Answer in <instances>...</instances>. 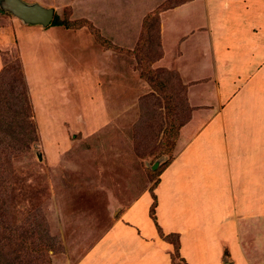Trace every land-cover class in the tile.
<instances>
[{
	"label": "rangeland",
	"instance_id": "obj_1",
	"mask_svg": "<svg viewBox=\"0 0 264 264\" xmlns=\"http://www.w3.org/2000/svg\"><path fill=\"white\" fill-rule=\"evenodd\" d=\"M21 1L52 8L62 20L73 22L70 28L51 23L42 27L17 22L8 13L13 24L0 19V109L16 104L18 111L17 116H0V264H78L121 213L155 187L179 150L183 126L176 125L188 121L191 107L183 80L167 71L173 70L172 64L152 69L159 48L157 18L150 17L135 49L141 18L156 0ZM188 6L190 18L202 9L201 0ZM84 21L101 28L107 39L108 31L127 39L131 47L104 50L109 48L104 42L85 37L90 34L87 26L75 32ZM22 55L30 59L26 68ZM46 66L50 77L45 76ZM253 80L240 81L225 111L229 151L238 143L254 146L255 137L264 136V66ZM201 103L216 106L211 94H204ZM206 110L197 113L203 114L197 119L200 127L204 116L213 115ZM234 130L247 135H234ZM212 138L221 143L200 149L187 181L167 177L159 186L166 202L159 215L154 212L157 226L187 233L186 264H250L248 258L251 264H264V216L240 223L238 233L225 220L214 228L209 225L213 207L223 206L218 193L226 185L221 173L224 138L216 132ZM257 142L262 145L263 139ZM239 161L236 157L234 165ZM139 211L117 222V229H131L133 235L123 237L131 238L129 245L143 241L149 247L152 231L136 217ZM247 231L255 239L243 237ZM232 236H238V246L230 240L225 246L223 240ZM169 241L175 244L176 237ZM174 257L173 263H179Z\"/></svg>",
	"mask_w": 264,
	"mask_h": 264
},
{
	"label": "crops",
	"instance_id": "obj_2",
	"mask_svg": "<svg viewBox=\"0 0 264 264\" xmlns=\"http://www.w3.org/2000/svg\"><path fill=\"white\" fill-rule=\"evenodd\" d=\"M165 1L156 0V2L150 4L152 8L147 7V13L141 18L138 35L141 33L144 17ZM196 1L186 0L159 12V48L157 57L151 65L158 67H151L152 69L164 70L172 64L173 70L168 69L167 71L174 73L179 80L182 79L186 87L191 114L188 121L181 128L177 141L179 150L160 173L153 190L144 192L140 200L136 199L129 208L123 211L119 221H114L113 226L105 232L103 237L78 264H175L170 258L173 247L160 238L156 228L151 224V219L148 218L149 208L153 203L152 197L154 195L157 198L155 212L157 211L156 215H159L161 203L166 202V200L162 201L163 190L161 187V190L158 191L159 186L168 180L167 177L179 183L187 181V176L193 175V170L191 171L190 168L197 163V157L201 154L200 149L212 147V144L217 141L221 143V140L212 138L214 132L220 133L221 138L222 136L224 138L221 158L223 159V170L221 173L225 175L226 185L221 193H217L223 204L220 209H222V213H225V219L222 213H219L220 209L213 207L212 211H209L211 213L209 216L210 221H208L209 225L214 228L215 225L219 226L220 223H224L221 220H225L231 231L238 233L240 223L251 224L256 217L264 216V184L261 185L264 183V136L255 137L257 141L263 139L262 145L256 141V145H251L248 148L238 143L233 146L231 151H229V146L226 143L227 138H225V111L232 106L230 105L232 99L241 88V86L238 87L240 81L245 84L251 82L256 75L261 74V69L264 66V0H201L202 9L190 18L187 16V13L189 15L187 7H190L188 4L192 5ZM33 3L35 2L29 4ZM53 12L57 13L54 9ZM7 13L0 7V19L3 17L8 24H13V18L17 22L21 21L10 13L8 14L13 18L12 20L9 19L6 16ZM186 16L188 19L184 20ZM87 18H85L86 21L92 22L90 18ZM69 21L71 20L69 19ZM81 29L83 27L78 28L75 32L80 33ZM97 29L99 32L101 31V28ZM108 32V39L101 34L110 46L104 50L115 52V50L124 46H127L125 49L131 47L127 39L120 38L118 35L114 37L113 32ZM84 33L86 32L84 31ZM85 37L94 40L91 34ZM22 56L25 67V61L29 62L30 59L28 57L25 59L24 55ZM26 66L28 67L27 70L32 72V66L29 63ZM45 69H48V67L46 66ZM45 72L47 73L46 77L51 76L50 69L45 70ZM62 78L61 83H63ZM47 84L52 85L46 82L45 85L47 86ZM62 87L64 89L65 86L62 85ZM204 94H211L214 102H216L215 108L202 105ZM201 109L209 111L206 115H209L210 112L213 113L207 119L204 116L203 119L206 122L202 127H200V124L197 125L199 123L198 117H203L202 113L197 115ZM187 126L188 128L185 129L184 127ZM246 132H241V130L235 132L234 130V135L235 133H238V135L246 134ZM207 136L210 138H207ZM236 157L240 161L235 166ZM187 169H190V171H186ZM136 208L141 211H139L140 216L136 217L139 220L143 219L148 224L149 231H152L149 238L151 242L149 247L145 246L143 241H135L133 245H129L132 241L131 238L123 237H126V234L133 235L131 229L123 226L120 230L117 229V222L122 224L123 218L127 215H133V210ZM160 229L164 235H177L179 255L187 261L189 255L186 259L183 254V250L187 245V233L179 227L174 231L165 227H160ZM242 233H240L241 236ZM233 237L234 240H232ZM237 237L225 238L223 240L225 246L226 243L229 244L228 240H230L237 247ZM243 237L255 239L256 236L254 232L247 231L243 234ZM259 242L261 243V241ZM260 243L259 246H261ZM251 259H247L250 264ZM209 262L210 264L215 263L213 260ZM231 263L234 264L235 262Z\"/></svg>",
	"mask_w": 264,
	"mask_h": 264
},
{
	"label": "trees",
	"instance_id": "obj_3",
	"mask_svg": "<svg viewBox=\"0 0 264 264\" xmlns=\"http://www.w3.org/2000/svg\"><path fill=\"white\" fill-rule=\"evenodd\" d=\"M184 1H186V0H166L163 4H161L160 6H158V7H156V9L155 10H153L152 12H150V13H148L145 17H144V19H143V25H142V30H141V33H140V36L138 37V42L136 43V45H135V49H136V47H138V43H139V40H140V37H142L141 36V34L143 33V31L144 30H146L147 28H148V26L151 24V23H149V20H151L150 19V17L152 18V20L151 21H153V19L154 18H157L158 19V14H159V12H161L163 9H165V8H169V7H172V6H174V5H177V4H179V3H183ZM67 8H65V14H66V12H67ZM71 22H73V21H69V19H67V21H65V20H62V18L57 14V13H54L53 14V19H52V21H51V24H50V26H65L66 28H70L71 26H70V24H72ZM85 22V21H84ZM68 23V24H67ZM154 23V22H153ZM70 26V27H69ZM83 26H87L88 27V30L90 31L89 33L91 34V36L94 38V40L96 41V42H104V44L107 46V47H110L109 46V44H108V42H107V40H105V38L101 35V33L99 32V30L97 29V28H95L91 23H87V22H85L83 25L81 24L79 27H76L75 29H78V28H81V27H83ZM74 28V27H73ZM99 44H101V43H99ZM102 45V44H101ZM158 46H159V42H158V44H157ZM132 52V54L134 53V49H133V51H131ZM130 52V53H131ZM162 87V86H161ZM158 92L160 91L159 89H156ZM21 97H23L24 98V103H25V100H26V97H25V95H24V93H22V96ZM10 99H16V98H10ZM21 100V99H20ZM9 101V99L7 98V102ZM173 110H176V108H173ZM8 113H12L13 114V116H17L18 115V111H17V109H16V104H10L5 110H1L0 109V116L1 115H4V114H6V115H8ZM24 116H25V118H27V114H26V111H24ZM31 117V116H30ZM30 117H28V118H30ZM180 122H182V121H180ZM179 122V123H180ZM177 124L176 126L178 127V129L179 128H181L184 124L183 123H180V124ZM172 124V126L174 127L175 126V118H173V123H171ZM31 125V124H30ZM31 127V126H30ZM8 129H11V128H16V129H18L19 127H12V126H8L7 127ZM15 129V130H16ZM13 132H15V131H13ZM14 141H16V142H18L19 141V139H17V138H15V139H13ZM162 172V171H161ZM157 184V183H156ZM153 190V189H152ZM153 203L151 204V206H150V208H149V217H150V219L153 221V223H155V228H157L158 230H157V232L159 233V235L163 238V240H165L167 243H169V244H171V246L173 247V252L171 253V260L172 261H175L176 259H175V257L174 256H178V258L180 259V261H179V263L176 261V264H186L185 263V261L183 260V258H181L180 257V255H179V242H178V238H177V235H175V234H168V235H163L162 233H161V229L157 226V223H156V221H155V217H154V212H155V207H156V198H155V196L153 195ZM170 236H174V237H176V243L175 244H173L171 241H169V237Z\"/></svg>",
	"mask_w": 264,
	"mask_h": 264
},
{
	"label": "water",
	"instance_id": "obj_4",
	"mask_svg": "<svg viewBox=\"0 0 264 264\" xmlns=\"http://www.w3.org/2000/svg\"><path fill=\"white\" fill-rule=\"evenodd\" d=\"M3 11L21 20L25 24L47 27L53 19V9L39 4H26L21 0H0Z\"/></svg>",
	"mask_w": 264,
	"mask_h": 264
}]
</instances>
